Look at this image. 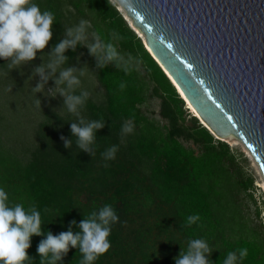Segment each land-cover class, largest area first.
<instances>
[{"label": "trees", "instance_id": "trees-1", "mask_svg": "<svg viewBox=\"0 0 264 264\" xmlns=\"http://www.w3.org/2000/svg\"><path fill=\"white\" fill-rule=\"evenodd\" d=\"M33 2L55 15L52 46L60 42L64 11L73 7L80 16L90 12V29L106 42L111 32H118L123 37L115 42L118 50L138 55L142 64L139 71L125 75L112 65L97 69L91 58L105 99L98 102L90 96L81 114L89 120L106 121L96 133L93 157L76 147L75 137L72 149L64 147L60 137L72 139L70 123L76 120L67 110H40L41 120L28 130L22 116L3 106L0 187L9 194V202L25 208L35 204L42 231L54 235L67 231L71 221L79 224L93 210L112 205L120 222L112 226L110 250L94 264H175L180 249L186 250L188 241L196 238L205 239L213 248L209 257L213 264H222L228 252L241 248L248 249V256L238 264H264V226L260 229L252 224L241 198L254 189L252 177L245 176L231 146L217 139L186 107L119 6L112 0ZM72 16L79 21L77 14ZM81 49L78 45L75 52H65L67 65ZM6 63L0 59V86L13 76ZM24 80L5 83L21 90ZM121 81L127 82L123 92L118 90ZM153 98L160 100V115L166 124L143 111V105ZM128 119L134 121L135 129L122 139L121 127ZM189 142L196 148L185 145ZM113 144L119 146L116 157L105 161L101 153ZM195 214L200 221L185 227L187 217ZM44 238H31L27 250L31 264H40L36 249ZM81 259L78 249L70 248L62 264H80Z\"/></svg>", "mask_w": 264, "mask_h": 264}, {"label": "clouds", "instance_id": "clouds-1", "mask_svg": "<svg viewBox=\"0 0 264 264\" xmlns=\"http://www.w3.org/2000/svg\"><path fill=\"white\" fill-rule=\"evenodd\" d=\"M119 3L123 6L127 4V0H119ZM54 21V13L50 10L42 11L33 0H0V59L7 61L10 70L36 59L37 52L43 53L53 37ZM90 27L91 24L86 19H80L71 27L64 26L63 38L47 54L48 62L35 67L29 79L37 75L40 77L36 86L31 88L35 97L36 93L44 91L49 80L55 81L56 87L49 90H58L57 94L63 97L62 108L76 118L70 123L72 139L64 136L60 139L66 149H72L75 137L76 147L93 157L96 153V133L105 127L106 121L89 120L81 114L90 98V92L81 90L76 94V90L81 87L80 78L85 75L84 68L87 66L80 69L64 67L69 59L65 52L69 49L75 52L78 45L86 47L89 54L95 58L97 69L112 65L125 75L139 71L142 59L138 55L133 56L118 50L115 42L123 39L118 32H111L110 39L106 42L98 32L89 33ZM41 59L43 60V55ZM126 88L127 82L121 81L118 90L123 92ZM35 104L41 109L39 99H35ZM134 129V121L125 120L120 131L121 138L132 134ZM118 150L119 146L113 144L101 153V157L105 161L114 160ZM200 219L198 214L189 215L184 226L191 227ZM119 222L120 218L114 207L105 204L84 216L79 224L75 220L71 221L67 231L57 235L51 231L45 233L42 231L41 213L35 204L28 208L21 203L11 204L9 194L0 187V264H31L33 258L28 255L27 250L31 247L33 236H45L36 249L40 264H62L70 248L78 249L82 256L80 264H94L110 250L112 245L109 237L112 226ZM73 227H78L79 231L74 233ZM212 252L213 248L205 239H190L186 250L181 248L174 261L175 264H213L209 258ZM247 256V248L230 251L222 264H238Z\"/></svg>", "mask_w": 264, "mask_h": 264}, {"label": "water", "instance_id": "water-1", "mask_svg": "<svg viewBox=\"0 0 264 264\" xmlns=\"http://www.w3.org/2000/svg\"><path fill=\"white\" fill-rule=\"evenodd\" d=\"M116 1L206 127L264 176V0Z\"/></svg>", "mask_w": 264, "mask_h": 264}, {"label": "rangeland", "instance_id": "rangeland-1", "mask_svg": "<svg viewBox=\"0 0 264 264\" xmlns=\"http://www.w3.org/2000/svg\"><path fill=\"white\" fill-rule=\"evenodd\" d=\"M115 4L119 6L116 0H112ZM69 11L73 12V14H77L79 20L80 19H86L90 22V12L86 11V14L79 15L76 10L73 7H70ZM120 12L123 14L125 19L127 20L129 26L134 29L138 35L140 36V32L133 26L129 18L126 16V13L118 7ZM69 11H64L63 15V26L58 31V36L60 40L63 38V32H64V26L65 27H71L76 25L78 22L77 20L72 16ZM77 18V17H76ZM93 32L89 28V33ZM141 37V36H140ZM53 44L51 41L46 46V48L43 50V53L37 52V57L33 61L28 62L27 64H24L22 66H18L17 68L13 69L11 71V78H5L6 83L12 84L19 78H25L21 88L22 93H18L21 91L18 88L8 87V85L2 81L4 84H1L0 91L3 96V98L0 97V111H4V107H6L8 112L10 111H16L19 116H22L20 120L25 121L24 127L26 126L28 130H30V127L41 120L40 116V110L45 109H52L56 110L60 113H65L66 109L62 108L63 106V97L57 94L58 90L53 91L49 89H54L56 87L54 80H49L47 84L44 87L43 92L36 93L35 94L31 91V88L35 87L36 84L39 82L40 77L37 75L33 77L31 80L29 77L32 76V71L35 67L41 65L43 62L46 64L49 60L48 53H50ZM43 55V60L41 59V56ZM77 57H79V60H77ZM91 58L94 57L91 56L88 52V49L86 47L82 46V49L78 51V54L76 55V58L71 61L70 65H64V67H76L78 69L84 68L85 75L81 77V90H87L90 92V96L98 102H101L105 99V90L101 86V84L98 82L95 73L94 68L91 63ZM23 73V74H22ZM56 76H59V73L56 74ZM4 78V76H3ZM17 89V90H15ZM15 90V92L13 91ZM46 95H52L55 96V98L51 96ZM39 99L41 101V109L36 107L35 99ZM187 108H190V111L193 112L194 116L198 115L196 112L192 110L190 105L186 102ZM143 111L149 115L151 118H154L161 122V124H166L164 120H162V117L160 115V100L158 99H150L147 103H145L142 107ZM6 116L4 118L8 119L9 114L7 112ZM12 116V114H11ZM200 122L206 126V124L198 117ZM189 120V119H188ZM7 121V120H6ZM190 123V122H189ZM211 131V130H210ZM212 132V131H211ZM213 133V132H212ZM214 134V133H213ZM215 135V134H214ZM215 137L223 142L228 143L232 150L237 153L239 156V163L244 169V173L246 177H252L254 181V189L250 193H242L241 198L243 199L245 213L247 216L251 218V222L254 226L259 227L264 226V176L259 168V166L256 164L252 156H250L249 152L247 151L246 147L235 137H227V138H220L215 135ZM186 146L196 148L192 143H185ZM240 154H243L242 156ZM87 195V193H84ZM258 211H260V214L258 215ZM264 228V227H263ZM264 231V229H262Z\"/></svg>", "mask_w": 264, "mask_h": 264}, {"label": "bare ground", "instance_id": "bare-ground-1", "mask_svg": "<svg viewBox=\"0 0 264 264\" xmlns=\"http://www.w3.org/2000/svg\"><path fill=\"white\" fill-rule=\"evenodd\" d=\"M140 36H142V34H140ZM181 92V91H180ZM189 105H190V103L189 102H187ZM190 107L192 108V110L194 111V112H196L195 110H194V108L190 105ZM196 114H197V112H196ZM198 115V114H197ZM247 149V148H246ZM248 151V150H247ZM249 152V151H248ZM249 154H250V156H252L251 155V153L249 152ZM252 158H253V156H252ZM254 159V158H253ZM254 161H255V159H254ZM256 162V161H255ZM256 164H257V162H256ZM258 165V164H257ZM259 166V165H258Z\"/></svg>", "mask_w": 264, "mask_h": 264}, {"label": "snow or ice", "instance_id": "snow-or-ice-1", "mask_svg": "<svg viewBox=\"0 0 264 264\" xmlns=\"http://www.w3.org/2000/svg\"><path fill=\"white\" fill-rule=\"evenodd\" d=\"M169 48H171L172 46L171 45H168ZM187 67L191 68V65H187ZM262 168H264V165L261 166Z\"/></svg>", "mask_w": 264, "mask_h": 264}]
</instances>
